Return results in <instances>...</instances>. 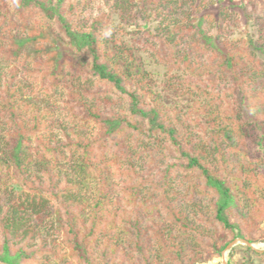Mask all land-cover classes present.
<instances>
[{
    "label": "trees",
    "instance_id": "obj_1",
    "mask_svg": "<svg viewBox=\"0 0 264 264\" xmlns=\"http://www.w3.org/2000/svg\"><path fill=\"white\" fill-rule=\"evenodd\" d=\"M240 9L0 0L1 262L205 264L264 242V7Z\"/></svg>",
    "mask_w": 264,
    "mask_h": 264
},
{
    "label": "rangeland",
    "instance_id": "obj_2",
    "mask_svg": "<svg viewBox=\"0 0 264 264\" xmlns=\"http://www.w3.org/2000/svg\"><path fill=\"white\" fill-rule=\"evenodd\" d=\"M196 1L198 3V1H200V0H196ZM220 1H221L222 5L231 7V10L238 12L240 17L242 18V22L245 24V19L243 17V13L240 9V6H242L243 4L249 3L252 0H220ZM256 1L259 3L260 6L264 7V0H256ZM218 10H219V4L215 3L214 5H211L208 9H206L204 11V13L213 15L214 17H217ZM147 60L149 62V59H147ZM150 69L158 75L163 73V69L161 67L156 66V65H150ZM2 176H3V171L0 169V177H2ZM252 244L259 250V252L254 251L253 249H251V250L254 252H257L258 254L263 255V257H256L254 254H252V257L254 258V260L256 261L257 264H264V242H257V243H252ZM239 245H244V244H239ZM235 260L236 261L239 260V256H236ZM227 263L229 264V254L227 255ZM205 264H224V261H223L222 255H221V257H216L212 261L205 263ZM235 264H239V262H235Z\"/></svg>",
    "mask_w": 264,
    "mask_h": 264
},
{
    "label": "water",
    "instance_id": "obj_3",
    "mask_svg": "<svg viewBox=\"0 0 264 264\" xmlns=\"http://www.w3.org/2000/svg\"><path fill=\"white\" fill-rule=\"evenodd\" d=\"M238 244H244L246 245L247 247H250L251 249H253L254 251H257L259 252V250L250 242L246 241V240H243L241 238H237L235 239L233 242H231L226 250L222 253V258H223V261H224V264H228L227 263V255L229 254V252L232 250L233 247H235L236 245ZM0 264H7V263H4V262H1L0 261Z\"/></svg>",
    "mask_w": 264,
    "mask_h": 264
}]
</instances>
